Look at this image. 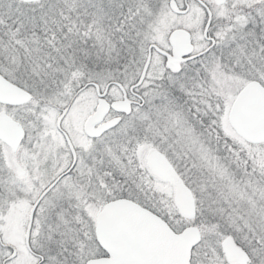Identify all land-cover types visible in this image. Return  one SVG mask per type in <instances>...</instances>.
Masks as SVG:
<instances>
[{
  "label": "snow or ice",
  "instance_id": "snow-or-ice-1",
  "mask_svg": "<svg viewBox=\"0 0 264 264\" xmlns=\"http://www.w3.org/2000/svg\"><path fill=\"white\" fill-rule=\"evenodd\" d=\"M0 264H264V0H0Z\"/></svg>",
  "mask_w": 264,
  "mask_h": 264
}]
</instances>
